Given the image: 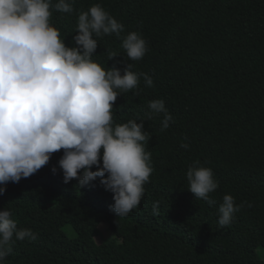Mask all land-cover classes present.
<instances>
[{"label":"trees","instance_id":"1","mask_svg":"<svg viewBox=\"0 0 264 264\" xmlns=\"http://www.w3.org/2000/svg\"><path fill=\"white\" fill-rule=\"evenodd\" d=\"M69 2L71 13L53 9L50 18L66 45H74L79 14L99 4L124 31L97 38L93 60L106 70L131 63L153 80L148 87L141 77L112 110L115 124L144 121L153 172L139 206L117 217L113 193L99 179L65 184L63 150L54 153L0 195V211L10 210L18 228L37 234L17 241L5 264H264V0ZM133 31L148 44L139 61L122 47ZM157 99L173 116L164 131L163 114L148 106ZM196 161L218 182L211 204L187 190L186 173ZM227 194L243 206L221 227L218 210ZM101 223L109 236L98 242Z\"/></svg>","mask_w":264,"mask_h":264},{"label":"clouds","instance_id":"2","mask_svg":"<svg viewBox=\"0 0 264 264\" xmlns=\"http://www.w3.org/2000/svg\"><path fill=\"white\" fill-rule=\"evenodd\" d=\"M53 9L73 11L69 0H0V195L9 182L31 177L63 150L58 162L63 182L75 179L83 187L99 179L113 193L111 211L125 217L139 206L153 172L151 152L145 150L149 135L144 121L115 124L112 110L120 93L136 89L141 77L148 87L153 80L147 73L134 72L131 63L106 70L93 60L97 38H119L124 31L101 5L79 14L73 46L66 45L50 23ZM122 47L131 61L142 60L149 50L135 31L123 38ZM148 106L152 114H163L161 131L167 130L173 116L164 100ZM199 163L186 173L187 190L211 204L209 194L218 182L212 169ZM57 171L54 166L53 174ZM242 206L232 195H224L219 225H230ZM159 207L154 202L153 215H159ZM36 238L31 229L18 228L10 210L0 211V264L17 241Z\"/></svg>","mask_w":264,"mask_h":264},{"label":"rangeland","instance_id":"3","mask_svg":"<svg viewBox=\"0 0 264 264\" xmlns=\"http://www.w3.org/2000/svg\"><path fill=\"white\" fill-rule=\"evenodd\" d=\"M98 230L102 233L101 235L98 234V236L96 237L98 242H102L106 237L109 236V231L107 229L106 224L102 223L100 224ZM261 256L264 259V252H261Z\"/></svg>","mask_w":264,"mask_h":264}]
</instances>
